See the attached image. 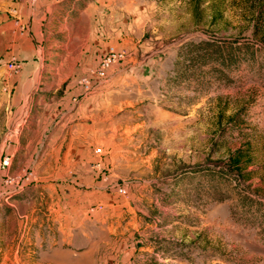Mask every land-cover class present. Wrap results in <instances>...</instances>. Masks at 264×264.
Listing matches in <instances>:
<instances>
[{"label":"rangeland","instance_id":"1","mask_svg":"<svg viewBox=\"0 0 264 264\" xmlns=\"http://www.w3.org/2000/svg\"><path fill=\"white\" fill-rule=\"evenodd\" d=\"M246 1L0 0V264H264ZM202 41L240 48L189 60Z\"/></svg>","mask_w":264,"mask_h":264},{"label":"trees","instance_id":"2","mask_svg":"<svg viewBox=\"0 0 264 264\" xmlns=\"http://www.w3.org/2000/svg\"><path fill=\"white\" fill-rule=\"evenodd\" d=\"M194 10L196 15L199 11V6L201 4V0H194ZM247 5L251 11L252 19L251 23L253 25L251 34L257 42L264 41V0H247ZM80 5V4H79ZM83 4L80 5L82 7ZM220 14L216 13L212 20H215ZM238 41V40H236ZM236 41L224 42V44L219 43L217 41H202V42H189L187 56L188 59H200L202 62H206L207 60L216 61V62H224L228 58L232 57V54L237 53V49L240 48L239 44L236 45ZM233 42V43H232ZM235 46H232V44ZM242 45H246V42H242ZM241 45V44H240ZM237 47V48H236ZM195 55V56H193ZM238 114L232 117V127L238 128L237 122ZM252 148L249 144H244L231 151L227 156V163L230 171L235 172L236 176L242 177L243 174L248 176L250 173L248 167L252 164L253 156ZM218 171V169H217ZM247 178V177H246ZM245 178V180H246ZM244 180V178H243Z\"/></svg>","mask_w":264,"mask_h":264},{"label":"built area","instance_id":"3","mask_svg":"<svg viewBox=\"0 0 264 264\" xmlns=\"http://www.w3.org/2000/svg\"><path fill=\"white\" fill-rule=\"evenodd\" d=\"M113 52V51H112ZM16 62V61H15ZM18 64V63H17ZM16 66V63H12L11 67L14 68Z\"/></svg>","mask_w":264,"mask_h":264}]
</instances>
